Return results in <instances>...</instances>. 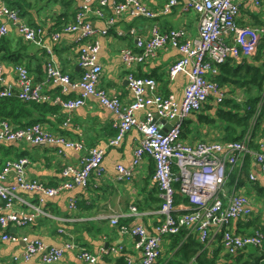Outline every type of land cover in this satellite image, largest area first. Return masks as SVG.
Returning a JSON list of instances; mask_svg holds the SVG:
<instances>
[{"label":"crops","instance_id":"1","mask_svg":"<svg viewBox=\"0 0 264 264\" xmlns=\"http://www.w3.org/2000/svg\"><path fill=\"white\" fill-rule=\"evenodd\" d=\"M169 1L141 0V3L150 11L159 13L155 19L133 17L125 13L109 25L108 19L114 17V12L108 6L103 8L102 16L97 17L93 14L89 16L92 27L97 31L92 41L97 42L99 46L98 61L101 72L97 86L109 95L117 97L123 105L131 102L132 95L125 79L127 70L119 56L122 49L138 51L135 45L136 40L148 39L154 26L161 33L182 29L185 32L184 41H192L198 37V16L191 10L184 11L179 4L172 6L168 13L160 15ZM235 1L239 5L237 26L252 28L264 24V2L256 7L250 0ZM98 2L99 0L89 1L88 5L92 11L100 9ZM0 3L18 11L28 25L40 26L45 30L42 44L39 46L25 43L13 25L5 20L0 21V24H6L7 27L6 36L0 39V53H2L0 87L17 89V77L14 71V66L17 64L27 68L32 86L44 82L45 66L49 59H52L55 65L72 79L80 77L82 70L77 65L79 50L75 41L76 36L61 33L60 39L53 44L51 35L53 31L60 30L62 25L74 20L84 0H0ZM180 3L184 5L186 0H180ZM103 30L106 31L105 35L101 34ZM130 30H133V34L129 33ZM44 46L51 48V55L47 53ZM181 56L177 49L166 47L157 51L155 57L132 67L131 71L139 77L155 79L157 93L161 96L180 99L187 83L189 67H185L172 78H169L168 69ZM228 59L233 68L239 66L246 68L247 65L256 63L253 59L244 56L237 58L229 56ZM221 86L226 87L228 91L232 88L231 85ZM44 91L52 99L59 98L62 101L80 95V91L62 93L60 87L52 84H47ZM231 95L230 99L238 103L245 101L243 92L237 88H232ZM261 97L262 93L259 98ZM41 105L30 108L27 116L22 115L23 123H39L51 134L64 137L68 141L82 142L84 149L73 151L48 144L11 143L8 147L0 149V170L7 161L25 158L28 160L23 171L26 180H37L44 186L55 187L64 179L62 169L65 166L78 165L79 160L84 157L85 149L99 148L105 151L102 162L103 173L93 175L87 188L74 187L53 197H45L35 192L17 191L25 202L45 214L35 216L25 227L8 224L5 228L6 233L19 236V240L15 242L1 239L4 230L0 225V264H44L39 254L31 256L27 261L21 260L20 256L26 246L22 238L28 241H40L50 248H59L65 241L70 240L97 256L95 264H128L129 262L135 264L141 256L140 251L135 248L137 239L122 232L119 225H112L110 216L120 215V225L129 227L140 225L152 234L163 223V216L159 213L161 199L153 178L154 163L150 156H142L141 162L134 168L133 178L130 181L116 179L117 166L129 168L132 165L133 153L140 141L139 132L131 130L118 147H108L109 140L116 135L118 119L114 113L102 107L95 98L89 97L82 107L73 110H67L60 104ZM239 105V115L243 116V106ZM216 109L217 106L214 103L208 102L199 113L190 114L183 122L181 142L194 146L200 142L235 141L238 137L237 140H241L248 136L251 139V148L254 151L264 152V102L260 107L259 121L258 118L255 122L252 121L246 130L234 127L233 131H229L227 126L217 120ZM148 114L152 119L156 118L153 109L137 111L134 117L144 121ZM169 122L163 120L157 124L163 130H167L170 127ZM249 175L255 176V184L264 187V175H261L251 159L247 158L245 164L227 169L225 190L230 193L233 190L245 189L253 208V224L259 227L260 222L264 220V201L261 202L249 191L247 193L246 187L249 188L250 185L247 183ZM228 184L230 191L226 189ZM6 185H16L15 173L10 172L7 175ZM173 185L176 191L174 203L177 213L187 211L189 209L187 199L179 193L178 183L174 182ZM131 207H134L136 211L132 213ZM33 211L32 208L17 201L10 209H4L3 202L0 200V217L10 212L31 214ZM257 217H259L258 221H256ZM248 220L233 222L232 230L239 234L256 230L245 225ZM180 232L183 237L176 247L171 237L161 238V256L154 264H165L172 260L177 247L189 236L203 246L199 254L211 255L215 250H219V264L231 257L222 249L219 234L210 237L206 243L202 244L197 233L185 230ZM101 249H105L106 252L101 254ZM243 252L246 253L248 250L244 249ZM54 264L88 263L78 255L77 251L67 250Z\"/></svg>","mask_w":264,"mask_h":264},{"label":"built area","instance_id":"2","mask_svg":"<svg viewBox=\"0 0 264 264\" xmlns=\"http://www.w3.org/2000/svg\"><path fill=\"white\" fill-rule=\"evenodd\" d=\"M89 1L84 0L74 20L62 25L60 30L53 31L51 35L53 44L60 39L61 33L76 36L75 41L79 50L77 65L82 70L80 77L72 79L57 67L52 59H49L45 66L44 82L32 86L27 68L17 64L14 66L17 89L0 87V98H15L22 103H54L62 105L67 110H73L82 107L89 97H93L118 119L116 135L109 140L108 147H118L131 130L139 132L140 141L134 150L132 165L129 168L117 166L116 179L130 181L133 178L134 168L141 162L142 156H150L154 163L153 178L161 199L159 213L163 216V223L152 234L140 225L133 227L120 225V215L110 216L112 225H119L122 232L137 239L135 248L140 251L141 256L135 264H154L161 256V238L176 235L183 230L197 233L202 244L210 237L219 234L221 247L230 256H235L249 247L261 248L264 240L261 230H251L244 234L232 230V223L248 220L253 208L244 188L228 193L225 190V182L227 169L241 166L246 158H250L259 173L264 175V152L254 151L248 136L238 141L200 142L191 146L181 142V132L186 118L190 114L198 113L206 103L212 102L215 106H221L225 100L232 97V88L228 91L226 87L215 82L213 77L218 74V67L225 63L229 56L254 58L259 44L264 41V24L252 28L237 26L239 5L235 0H186L183 10H191L198 15L197 39L184 41V30L161 33L154 26L148 39L136 40L138 51L130 49L120 51V59L127 70L125 77L127 88L132 95L131 102L123 105L117 97L109 95L97 86L101 72L98 61L99 46L97 42L92 41L97 31L92 27L89 16L90 14L102 16L103 8L108 6L114 12V17L108 19V24L112 25L115 19L125 13L147 19H155L159 13L150 11L141 0H99L100 9L94 11L90 9ZM250 1L256 7L264 2V0ZM178 3L179 0H170L163 7L160 15L168 13L170 8ZM0 20L13 25L25 43L39 46L42 44L44 28L28 25L18 11L1 3ZM129 33L133 34V30ZM6 34V24L0 25V38L5 37ZM101 34L105 35L106 31L103 30ZM166 47L177 49L182 54L170 65L169 78L189 67L187 83L180 99L161 96L157 93L155 79L139 77L131 71L132 67L155 57L157 51ZM44 48L51 55V48L49 46ZM1 57L0 55V59ZM47 84L60 87L62 93L80 91V95L64 101L59 98L52 99L44 91ZM263 101L264 94L257 105L253 120L258 117ZM147 109H153L156 117L160 119L166 121L175 119V123L167 130H163L153 122L149 114L144 121L134 117L135 112ZM160 129L164 131L163 134L160 133ZM3 143L48 144L73 151L84 149L82 142L68 141L64 137L51 134L39 123L16 127L8 120H0V146ZM104 152V149L99 148L85 149L84 157L79 160L78 165L65 166L62 169L64 179L55 187L44 186L37 180H26L23 171L28 164L27 159L5 162L0 170V200L3 202V208L10 209L17 201L34 211L31 214L10 212L1 216L0 225L4 230L1 239L8 242L18 241L19 236L6 233V226L14 224L17 227H25L35 216L45 214L25 202L17 191H29L45 197H53L74 187L87 188L93 175L103 173ZM172 169H176L177 172H172ZM10 172L16 175V185H6L7 175ZM255 180L254 175H249L247 183H253ZM174 182L178 183L179 193L189 203V209L181 215L176 214ZM73 206L71 202V207ZM130 211L133 213L136 210L131 207ZM22 241L26 243L25 250L20 256L22 261L39 254L42 263L54 264L67 250L77 251L78 255L89 264H95L97 260V256L70 240L65 241L59 248H50L40 241H28L26 238H22ZM105 252V249L100 250L101 254Z\"/></svg>","mask_w":264,"mask_h":264},{"label":"trees","instance_id":"3","mask_svg":"<svg viewBox=\"0 0 264 264\" xmlns=\"http://www.w3.org/2000/svg\"><path fill=\"white\" fill-rule=\"evenodd\" d=\"M0 54L2 55V53ZM4 56L6 57V53ZM229 60L230 59L218 67V74L213 77V79L219 85H231L232 88L239 89L243 92L245 101L243 103H238L232 99H227L221 106H217L215 116L220 123L227 126L229 131H233L234 127H241L246 130L254 117L257 104L260 101L259 96L264 92V41L259 44L253 58V61L256 63L247 65L246 68H241L240 66L233 68ZM45 104L54 103H44L42 105ZM239 104L243 106V116L239 115ZM39 105L41 104L22 103L15 98H0V120H8L16 127L34 124H24L21 116H27L30 108H37ZM235 109L237 111H235ZM237 139H239V137ZM237 139L235 141H238ZM9 144L11 143H3L0 149L8 147ZM246 189L247 193L249 191V193L254 195L261 202L264 201V187L254 182L249 185V188L246 187ZM258 219L259 217L256 218V221H258ZM253 220H248L245 225L254 229L264 230V220L260 222L259 227L253 224ZM168 236L173 239L174 247L179 244L183 237L182 232ZM250 248L245 249L248 250V252L244 253L242 251L235 256L225 259L224 262L220 264H261L264 262V250L254 247ZM202 249L203 246L199 244L196 239H193L192 236H189L186 241L177 247L172 260L165 264H219V250H215L211 255L208 253L199 254Z\"/></svg>","mask_w":264,"mask_h":264},{"label":"rangeland","instance_id":"4","mask_svg":"<svg viewBox=\"0 0 264 264\" xmlns=\"http://www.w3.org/2000/svg\"><path fill=\"white\" fill-rule=\"evenodd\" d=\"M233 97H234V95H233ZM261 116V115H260ZM260 118V117H259ZM259 118H258V121H259ZM226 189L228 190V191H230V185L228 184L227 186H226ZM176 214L178 215V214H182V212H180V213H177L176 212ZM252 216H253V212H252V214H251V216H250V218H252ZM254 218V217H253ZM253 218L252 219H250V220H253ZM263 231V233H264V230H262ZM262 250H264V241H263V245H262ZM87 263V262H86ZM89 264V263H88ZM261 264H264V262H262Z\"/></svg>","mask_w":264,"mask_h":264},{"label":"water","instance_id":"5","mask_svg":"<svg viewBox=\"0 0 264 264\" xmlns=\"http://www.w3.org/2000/svg\"><path fill=\"white\" fill-rule=\"evenodd\" d=\"M153 122H156V123H161V122H163V120H159V119H158V117H156V118H154V119H153ZM174 123H175V119H173V120H170V122H169V124H170V125H172V124H174ZM160 133H162V134H163V133H164V131L160 129Z\"/></svg>","mask_w":264,"mask_h":264},{"label":"bare ground","instance_id":"6","mask_svg":"<svg viewBox=\"0 0 264 264\" xmlns=\"http://www.w3.org/2000/svg\"><path fill=\"white\" fill-rule=\"evenodd\" d=\"M1 4H2V3H1ZM179 4H180V8H181V9H184V5L180 3V0H179V3H178L177 5H179ZM177 5H174V6H177ZM193 13H194V12H193ZM194 14H195V13H194ZM196 15H197V14H196ZM197 16H198V15H197ZM0 21H2V20H0ZM0 25H4V24H0ZM19 36H20V35H19ZM206 104H207V103H206ZM206 104H205V105H206ZM201 110H202V109H201ZM201 110H200V111H201ZM200 111H199V112H200ZM162 120H164V119H162ZM172 172L176 173L177 170L174 171V170L172 169Z\"/></svg>","mask_w":264,"mask_h":264},{"label":"clouds","instance_id":"7","mask_svg":"<svg viewBox=\"0 0 264 264\" xmlns=\"http://www.w3.org/2000/svg\"><path fill=\"white\" fill-rule=\"evenodd\" d=\"M0 55H1V54H0ZM1 56H2V55H1ZM263 94H264V92L262 93V95H263ZM259 99L261 100V98H259ZM263 102H264V101H263ZM258 103H259V102H258ZM257 105H258V104H257ZM256 110H257V108H256ZM255 112H256V111H255ZM259 114H260V112H259ZM259 114H258V116H259ZM254 116H255V114H254ZM253 118H254V117H253ZM257 118H258V117H257ZM257 118H256V119H257ZM252 121L254 122V121H256V120H253V119H252ZM246 159H247V158H246ZM245 161H246V160H245ZM245 161H244V162H245ZM243 164H244V163H243ZM226 172H227V171H226ZM253 183H254V182H253ZM250 184H252V183H250ZM263 241H264V240H263Z\"/></svg>","mask_w":264,"mask_h":264}]
</instances>
